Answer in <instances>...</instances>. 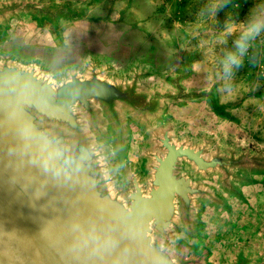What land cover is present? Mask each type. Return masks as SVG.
Wrapping results in <instances>:
<instances>
[{"label":"water","instance_id":"1","mask_svg":"<svg viewBox=\"0 0 264 264\" xmlns=\"http://www.w3.org/2000/svg\"><path fill=\"white\" fill-rule=\"evenodd\" d=\"M66 12L50 9L47 0H0V25L20 15L54 20ZM108 72L89 63L57 82L35 63L0 55V264H205V253L175 244L176 234H197L199 200L224 203L184 164L203 180L218 175L233 195L247 174L264 173V153L253 144L210 152L205 138L179 141L171 119L155 126L164 102L215 106L214 87L181 86L189 69L172 80L176 92L144 87L137 72L130 80ZM128 117L148 134L149 147L139 153L146 175L126 165L125 185L114 188L95 138L107 140L109 129L123 154Z\"/></svg>","mask_w":264,"mask_h":264},{"label":"crops","instance_id":"2","mask_svg":"<svg viewBox=\"0 0 264 264\" xmlns=\"http://www.w3.org/2000/svg\"><path fill=\"white\" fill-rule=\"evenodd\" d=\"M196 1L92 0L80 10L61 7L67 12L54 20L35 18V26L27 14L20 15L0 25V55L35 63L60 78L70 69L84 72L89 63H95L109 69L108 78L130 80L137 72L143 85L145 78L153 80L169 70L187 68L181 64L186 60V39L199 21L187 11ZM188 76L181 80L182 87ZM129 140V150L133 144L140 150L145 135L132 126ZM256 149L264 153V145ZM131 167L137 172V166ZM246 177V183L236 185L238 195L216 193L224 207L201 202L198 232L188 236L185 244L195 254L205 253V264H264V173Z\"/></svg>","mask_w":264,"mask_h":264},{"label":"rangeland","instance_id":"3","mask_svg":"<svg viewBox=\"0 0 264 264\" xmlns=\"http://www.w3.org/2000/svg\"><path fill=\"white\" fill-rule=\"evenodd\" d=\"M90 1L92 0H47V7L53 10L61 7L80 10ZM235 2L242 5L239 11L228 5L219 10L215 17L207 16L209 0H197L196 4L190 6L191 9L187 11L190 15L195 14L199 21L194 23L192 26L194 31L192 30L191 36L186 39L187 54L184 57L186 60H183L181 64L183 63V67L186 65L187 69L190 65L193 68L189 69V76L182 81V84L190 90L214 87L217 90L219 104L215 101L213 107L208 101H182L180 105L164 102L165 109L161 120L155 124L156 127L164 125L166 119H171L178 125L176 135L179 141L188 137L192 144H200L205 138L212 142L210 152L216 148L223 152L225 144L230 146L264 145V67L261 66L264 65V36L257 38L255 54L249 53L251 59L246 57L244 65L235 72L229 85L232 94L229 95L224 90L225 83L219 61L225 51L232 50V41L235 35L227 37L226 43H220V33L225 28L229 14L232 15L235 23L239 24L248 8L256 0H235ZM202 11L205 12L203 17L199 15ZM27 15V20L35 26V18L30 14ZM12 21L15 20L12 19ZM12 25H17V23L13 22ZM184 71L185 69L177 71L172 69L153 77V80L145 78L142 83L149 89L158 88L163 91L176 92L172 80L177 73ZM53 78L57 82L60 81V77L57 75H54ZM127 123L129 130L132 126L138 127L139 131H143L145 140L148 138L143 126L138 125L129 117ZM108 135V139L105 141L96 137L95 143L107 154L104 161L108 175L114 177L112 186L117 188L125 185L123 169L126 165L137 166V172L145 176L144 163L147 160L139 157L140 150L136 147L137 145L133 144L130 150L127 148L123 154H118L114 145V135L109 129ZM145 140L143 146L149 147ZM184 170L188 171L194 180H200L208 187L213 188L216 193L223 194L218 183V175L203 180L200 176H195L186 164H184ZM199 202L202 201L199 200ZM187 237L188 235L181 230L176 234L175 244L189 241Z\"/></svg>","mask_w":264,"mask_h":264},{"label":"clouds","instance_id":"4","mask_svg":"<svg viewBox=\"0 0 264 264\" xmlns=\"http://www.w3.org/2000/svg\"><path fill=\"white\" fill-rule=\"evenodd\" d=\"M231 5L239 11L242 8L240 3L235 0H209L207 8V16L215 17L217 12L224 7ZM201 17L205 15L202 11ZM235 35L232 41V50L225 51L219 64L223 72L225 83L224 90L231 95L232 89L229 86L236 71H238L245 63V58L249 57V53L256 52V40L264 36V0H256L244 14V18L239 24H236L232 15L229 14L224 30L220 33V43H226L227 37ZM251 59V57H249ZM264 67V65H261Z\"/></svg>","mask_w":264,"mask_h":264}]
</instances>
